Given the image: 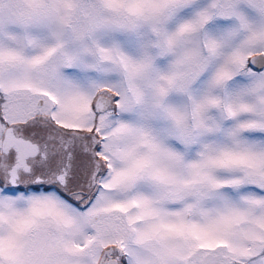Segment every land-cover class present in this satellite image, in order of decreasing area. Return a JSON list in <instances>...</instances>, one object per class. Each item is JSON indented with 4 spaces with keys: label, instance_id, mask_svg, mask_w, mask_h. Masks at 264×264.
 I'll list each match as a JSON object with an SVG mask.
<instances>
[{
    "label": "snow or ice",
    "instance_id": "1",
    "mask_svg": "<svg viewBox=\"0 0 264 264\" xmlns=\"http://www.w3.org/2000/svg\"><path fill=\"white\" fill-rule=\"evenodd\" d=\"M0 264H264V0H0Z\"/></svg>",
    "mask_w": 264,
    "mask_h": 264
}]
</instances>
